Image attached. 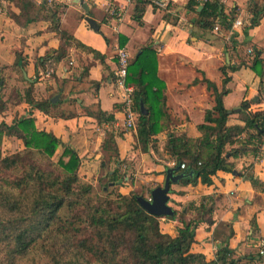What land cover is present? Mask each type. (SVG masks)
<instances>
[{
    "label": "crops",
    "instance_id": "crops-1",
    "mask_svg": "<svg viewBox=\"0 0 264 264\" xmlns=\"http://www.w3.org/2000/svg\"><path fill=\"white\" fill-rule=\"evenodd\" d=\"M196 1L203 6L205 0ZM188 2L173 0L165 11L139 0H84L86 11L80 0H0V107H4L0 122L13 123L5 117L9 111L19 117H33L37 129L53 133L77 151L80 167L105 165L102 160L109 153L103 144L107 132L114 133L118 157L111 164L125 173L120 191L124 194L135 191L149 197L152 189L164 184L167 168L175 167L171 166L175 158L168 149L171 134L191 138L203 135L199 125L205 122L206 111L215 105L214 95L203 79L213 81L221 90L224 77L221 68L239 58L249 63L250 47L260 50L264 70V12L260 23L249 28L246 35L245 29L251 21L249 0L225 3L226 16L234 13L235 19L243 21L235 29L237 44L232 47L227 43L228 29L221 24L218 30L201 28L196 22L197 12L187 8ZM258 4L264 6V0H258ZM56 5L62 8L60 29L88 49L71 46L67 55L56 63L54 72L47 74L50 69L44 70L38 63L61 45L60 36L45 17L48 9ZM109 7L119 9L120 16L109 15ZM35 16L39 18L27 21ZM87 16L97 21L98 30L90 26ZM117 46L129 50L131 63L139 59L135 66L137 75L131 82L128 79L135 89L139 87L136 81L140 75L147 80L151 94L158 90L157 79L165 83L161 101H142L148 112L143 114L140 110V114L149 115L154 107L159 119L160 130L148 143L139 141V117L134 128L128 130L123 126L122 91L112 82L118 62ZM130 75L133 78V72ZM228 75L230 81L226 87L230 90L223 101L227 109L236 110L229 115L227 124L243 125L246 116L237 110L242 101H249L253 111L264 110L261 91L264 77L246 65L228 71ZM195 79L201 81L193 83ZM30 87L35 99H53L58 95L64 97L60 99V107L71 101L82 111L62 117L32 108L25 101V91ZM92 105L114 112V123H99L87 114L86 108ZM8 137L16 136H5L3 142ZM17 140L18 149H24L23 140ZM251 160L252 156H248L236 161L242 167ZM251 172L261 186L255 187L242 175L223 170L213 175L210 185L200 181L186 185L179 181L172 183L169 204L177 216L161 217V230L175 236L183 219L188 221L201 211V200L210 196L205 209L212 211L197 225L191 251L204 254L207 260L214 259L218 247L224 244L234 250L235 256L259 253V242L264 238V153L255 160ZM255 264H264V258Z\"/></svg>",
    "mask_w": 264,
    "mask_h": 264
},
{
    "label": "trees",
    "instance_id": "trees-1",
    "mask_svg": "<svg viewBox=\"0 0 264 264\" xmlns=\"http://www.w3.org/2000/svg\"><path fill=\"white\" fill-rule=\"evenodd\" d=\"M139 2L149 4L146 0ZM199 5V1L189 0L187 8L197 12L196 22L205 30H213L218 24L229 29L236 18L234 13L226 16L225 4L220 0H205L203 8L197 11ZM248 9L251 21L245 29L246 35L249 28L260 23L264 6L259 5L258 0H249ZM48 11L45 17L50 19L51 28L60 36L61 45L39 59L38 64L44 70L54 72L56 63L67 55L71 46L88 47L60 29V5ZM38 18L35 16L27 21ZM231 44L232 47L237 44L235 35ZM253 49L254 55L249 63L239 58L221 68L224 76L221 90L213 81L203 79L215 98L214 107L206 111L205 122L199 125L203 135L191 138L185 134H171L168 149L176 165L185 163L186 168L182 171H193L192 176L187 174L179 183L197 184L200 181L210 185L217 171L237 170L253 186L262 185L251 169L264 153V110L253 111L249 101H242L237 110L244 112L245 124L228 125V117L236 109H227L223 101L230 90L226 87L230 81L228 71L246 65L264 77L261 52ZM136 63L139 64V59L130 63L129 82L137 75ZM154 70H157L156 66ZM143 79L140 75L136 81L139 87L134 88L133 97L139 115L138 138L140 142L148 143L160 130L159 119L154 107L149 115H143L139 105L149 99L161 101L165 83L157 79L158 90L151 94L147 80ZM199 81L195 79L193 83ZM261 91L264 94L263 84ZM25 101L48 115L71 117L77 114L57 115L54 110L60 108L61 101L35 99L31 87L25 91ZM3 108L0 107V111ZM86 112L99 123H114L116 120L114 112L104 111L100 106L86 108ZM34 121L33 117H20L12 124L0 122V264H255L264 258L260 253L235 256L234 250L226 244L218 247L212 260L191 251L197 225L212 211L211 208L205 209L210 196L203 197L201 211L188 221L183 219L177 234L172 236L161 230L160 216L142 207L137 199L140 194L135 191L124 194L119 190L125 179V173L119 167L105 173L103 194L95 195L93 184L79 175L81 158L77 151L53 133L37 129ZM5 136L22 139L25 148L5 154L2 148ZM59 148H63V152L55 165L51 159ZM103 149L111 160L117 159L114 133L107 132ZM248 156H252V160L238 167L236 160ZM43 162L47 166L55 165L61 172L49 179L52 175ZM176 216L177 213L166 218Z\"/></svg>",
    "mask_w": 264,
    "mask_h": 264
},
{
    "label": "built area",
    "instance_id": "built-area-1",
    "mask_svg": "<svg viewBox=\"0 0 264 264\" xmlns=\"http://www.w3.org/2000/svg\"><path fill=\"white\" fill-rule=\"evenodd\" d=\"M149 4L155 8L156 10H168L171 6L173 0H146ZM222 3H226L228 0H220ZM108 14L111 16H120L119 9L116 8H107ZM243 21L240 18H237L233 21L232 26L227 31V43H232V37L235 35V29L239 26H242ZM219 25L215 26V30H218ZM249 55H254V49L252 47L248 48ZM117 54V68L114 71V75L112 77V82L114 85L121 89L122 91V104H123V112H124V122L123 126L125 129H132L136 125V121L138 118V112L135 110L134 104V87L128 82L129 75V66L131 63V54L126 47L117 46L116 47ZM51 71H47L49 74ZM171 166H176V163L170 162ZM181 170L186 168L185 163L179 165ZM259 253L264 255V238L260 239L259 242Z\"/></svg>",
    "mask_w": 264,
    "mask_h": 264
},
{
    "label": "rangeland",
    "instance_id": "rangeland-1",
    "mask_svg": "<svg viewBox=\"0 0 264 264\" xmlns=\"http://www.w3.org/2000/svg\"><path fill=\"white\" fill-rule=\"evenodd\" d=\"M7 95L8 94H5V97H7ZM60 99L63 100L64 97L60 96L58 101ZM91 107H92V109H96L95 105H92ZM78 110H81V108L77 107L76 103L70 101V103H65L60 108H57L54 111L57 115L59 113H62L64 115H68V114L78 113ZM7 116H8V120L11 119V121H14L15 119L17 120L20 118L13 111H9V113H7V115L5 117H7ZM3 121H5V120H3ZM17 139L18 138H16V137H8L7 139H5V141L2 144V148H3V151L5 154H10V153L19 151V149H18L19 145L17 144V142H19V140H17ZM21 145H23V144H21ZM62 152H63V148H59V149H57L54 156L52 157L51 161L55 162V165H57L56 162H58V160L60 159ZM102 161L106 162V164L104 165L105 166L104 168H103V165L101 163L96 164V165L86 166V167H83V165H82V167H79L80 177L83 180H85L87 182H91L93 184L95 195L96 194H99V195L103 194L102 193V184L106 181L105 179L103 181V177L108 170H110L114 167V165L111 164L112 162H111V159H109L108 154H106L103 157ZM43 164L46 166V169L48 170V172L51 173V175H52L51 178H49V179H53V177H55V175H58L61 172V169L56 167L55 165L47 166V163H45V162H43ZM119 190H120V187H119ZM138 191H139V193L143 192L142 190H138ZM21 264H27V263L22 262Z\"/></svg>",
    "mask_w": 264,
    "mask_h": 264
},
{
    "label": "water",
    "instance_id": "water-1",
    "mask_svg": "<svg viewBox=\"0 0 264 264\" xmlns=\"http://www.w3.org/2000/svg\"><path fill=\"white\" fill-rule=\"evenodd\" d=\"M83 3V7L86 11H88V6L86 3H84V0H80ZM203 6H199L198 10H201ZM90 26L94 30L99 29V25L96 20L92 19L91 17L86 18ZM2 83V81H0ZM58 95H56L52 100L56 101L58 99ZM140 110L141 113L147 114V110L145 109V106L143 102L140 103ZM233 175L239 174L237 170H234ZM193 175V171L187 172L182 171L179 165H176L175 167H169L166 170V177L163 185H159L151 190L150 196L145 197L143 195H139L137 197L139 203L142 205L143 208H145L149 213L160 216V217H166V216H174L175 210L174 208L169 204L170 201V192H171V184L177 183L182 177L186 175Z\"/></svg>",
    "mask_w": 264,
    "mask_h": 264
}]
</instances>
